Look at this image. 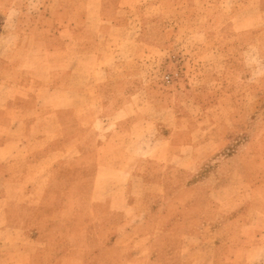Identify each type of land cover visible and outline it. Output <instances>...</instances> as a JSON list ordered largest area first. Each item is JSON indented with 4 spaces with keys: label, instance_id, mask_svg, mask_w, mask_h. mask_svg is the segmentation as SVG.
<instances>
[{
    "label": "rangeland",
    "instance_id": "obj_1",
    "mask_svg": "<svg viewBox=\"0 0 264 264\" xmlns=\"http://www.w3.org/2000/svg\"><path fill=\"white\" fill-rule=\"evenodd\" d=\"M12 4L30 15L0 58L32 45L75 92L0 166V264H243L264 229V0H0V33ZM66 8L68 44L48 25Z\"/></svg>",
    "mask_w": 264,
    "mask_h": 264
},
{
    "label": "crops",
    "instance_id": "obj_2",
    "mask_svg": "<svg viewBox=\"0 0 264 264\" xmlns=\"http://www.w3.org/2000/svg\"><path fill=\"white\" fill-rule=\"evenodd\" d=\"M130 6L131 5L127 3L120 4L119 10H126V8ZM63 10H59L60 16L63 14ZM28 12V10L17 8L13 4L6 8L3 15L4 22H7L11 17L10 15L13 14L14 19H12V21L14 25L11 26L12 30L9 31L6 28L4 30V27H10L5 24L6 26H3V30L0 34H2L3 37L7 36V38L15 36L14 34H17V31L27 23L23 17H28L30 15ZM52 13L53 12L48 13L49 17L55 18L52 24L50 23L48 25L54 26L59 33H64V36L60 37L68 44L66 40L72 39L74 34H77V31L74 30L72 21L67 19L68 9L66 8L64 10V18L62 17L64 23L62 22V25L59 24L56 26L58 21L56 20V16ZM45 15L44 13V16ZM89 15L91 14L87 10L82 14V31L83 29H89V25L86 22L89 20ZM121 26L122 25L110 24L106 30L118 29L121 28ZM81 30L79 32H81ZM7 34L10 35L8 36ZM31 47L32 45L25 47L16 45L13 50V53H15L14 55H10L6 57V59L0 58V65L3 67L1 73H4L3 75L8 79L6 81L8 83H5L6 85H4V88L0 89V166H5L4 164L16 158L17 153L20 154V151L24 150L25 146L30 142V140H24L25 134L23 132L28 124H31L27 121L28 113L45 105L59 93L75 92V90H72L71 87L66 86L60 80L55 81V79H53V74L56 70L51 57L41 58L40 62L34 65V68L31 67L32 69L28 67L30 58L27 57V55H22L30 53L32 51ZM92 48V50L85 48L82 51H97L96 41L92 43ZM69 70V77H73L74 70L72 69V64ZM1 78L2 76L0 75V79ZM30 126H33V124ZM259 235L255 245H248L247 248L236 250V257L243 253V264H249L251 262L252 264H257L259 263L258 260L264 261V252L261 253L257 251V248L264 251V229L260 230Z\"/></svg>",
    "mask_w": 264,
    "mask_h": 264
},
{
    "label": "built area",
    "instance_id": "obj_3",
    "mask_svg": "<svg viewBox=\"0 0 264 264\" xmlns=\"http://www.w3.org/2000/svg\"><path fill=\"white\" fill-rule=\"evenodd\" d=\"M166 77H168V75Z\"/></svg>",
    "mask_w": 264,
    "mask_h": 264
}]
</instances>
